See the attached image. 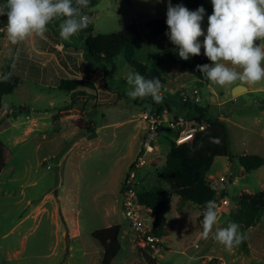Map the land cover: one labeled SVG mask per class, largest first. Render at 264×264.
I'll return each mask as SVG.
<instances>
[{
    "label": "rangeland",
    "instance_id": "rangeland-1",
    "mask_svg": "<svg viewBox=\"0 0 264 264\" xmlns=\"http://www.w3.org/2000/svg\"><path fill=\"white\" fill-rule=\"evenodd\" d=\"M127 1H101L89 24L93 34L119 33L131 25L144 33L147 21L167 20L168 0H130L131 5ZM171 2L182 3L190 10L198 8L195 0ZM202 2L211 15V0ZM106 6L109 10L104 9ZM207 25L205 16V30ZM164 40H144L130 58L125 49L116 58L115 68L106 61H91L99 72L94 77L85 76V71L91 70L83 59L90 60L84 41L74 35L65 43L76 52V68L71 60L69 64L85 83L83 89L75 92V99L71 92L48 89L27 79H22L14 92L3 98L0 141L6 145L7 166L0 176V264H101L103 247L92 233L114 225L122 226V248L112 264H264V216L250 229L238 220L242 201L258 203L264 199V164L246 173L239 162L244 156L264 159V90L233 96V89L239 85L229 92L231 85L220 86L210 81L206 84L182 73L179 65L163 55L165 45L174 46L167 35ZM203 51L202 48L201 55ZM59 61L65 66L67 56L59 57ZM135 65L145 66L147 74L158 71L161 91L172 113L193 117L198 105L208 116L226 124L232 158H216L207 179L218 190L217 227L236 222L243 234L242 243L231 251L216 241L212 233L203 235V212L173 194L153 170L155 165L164 163L170 152L168 144L173 135L169 129L146 155L150 165L141 175L140 191H150L157 185L164 187L170 197L165 214L168 235L162 238L160 248L153 251L146 246L125 218L122 185L147 134V126L139 116L154 105L151 96L127 95L131 88L127 76L136 73ZM237 83L264 88V80L237 81L232 85ZM187 89L199 91V104L183 105L180 94ZM14 110L18 112L17 118ZM222 177L227 180L221 182ZM142 216L152 228L150 211H142Z\"/></svg>",
    "mask_w": 264,
    "mask_h": 264
},
{
    "label": "clouds",
    "instance_id": "clouds-1",
    "mask_svg": "<svg viewBox=\"0 0 264 264\" xmlns=\"http://www.w3.org/2000/svg\"><path fill=\"white\" fill-rule=\"evenodd\" d=\"M91 0H0V16L6 15V37L17 44L32 35L44 38L49 24H56L60 36L69 40L85 32L89 18L84 9ZM163 2V0H160ZM213 12L208 15L204 6L190 10L184 4L173 5L168 0L166 35L184 60L201 54L211 63L197 69L213 84L232 85L237 81L256 83L264 80V0H211ZM207 16V29L203 22ZM63 18V19H62ZM203 37V40L200 39ZM11 73L0 75L8 80ZM127 82L131 98L151 96L162 99L163 87L158 77L146 78L130 73ZM220 214L215 200L206 202L203 213V235L213 238L231 251L243 240L240 226L228 222L217 227ZM215 231L213 232V229Z\"/></svg>",
    "mask_w": 264,
    "mask_h": 264
},
{
    "label": "trees",
    "instance_id": "trees-1",
    "mask_svg": "<svg viewBox=\"0 0 264 264\" xmlns=\"http://www.w3.org/2000/svg\"><path fill=\"white\" fill-rule=\"evenodd\" d=\"M100 1L91 0L87 9L95 7ZM196 7L203 5L202 0H195ZM85 14H88L85 12ZM91 14V12H90ZM92 15V14H91ZM168 30V25L165 19L153 18L146 22L145 31L142 33L136 25H131L119 33L108 35H92L90 25L87 26L84 40L87 58L90 61L100 62L106 61L115 68V60L126 49L128 58L137 45L141 42H153L161 39L164 42L165 33ZM68 47L69 44L65 43ZM163 47V55L170 59L173 63L179 65L182 73H189L195 76L198 80L208 84L209 80L197 69V65L211 63L208 57L203 55L193 56L189 60L180 58L177 54L178 50ZM136 66V72L146 78L158 77L157 70L147 74L145 66ZM11 73L10 69L3 71V74ZM83 80H62L59 85V90L68 93L77 90L84 86ZM18 86V79L11 73L8 80H0V114L2 111V100L6 95L12 94ZM169 106V104L167 103ZM190 105H186L189 107ZM195 113L200 114L208 120L210 128L196 136L189 144L175 147L171 145L170 152L167 155L164 163L155 165L153 170L157 177L163 183H166L172 190L173 194L178 195L183 201L197 206L203 213L206 202L215 200L218 194L217 188L207 179V174L210 171L213 162L219 157H230L229 153V134L226 124L219 119H213L208 116L203 107L195 106ZM18 112L13 111L15 117H18ZM21 113V112H19ZM1 122V121H0ZM240 164L245 169L246 173L260 168L264 164V159L257 156H244L239 159ZM7 166V149L6 145L0 141V176ZM157 186V185H156ZM152 186L151 190L140 191L137 200L142 206H146L150 210V214L154 220L153 233L158 237L167 236L166 226L167 217L165 216L169 205L170 197L167 195L164 187ZM145 185H143V188ZM224 195V192H223ZM226 195V194H225ZM238 220L246 229L257 226L264 216V199L257 202L242 201L239 207ZM203 220V214L200 216ZM122 231L121 225H114L104 229L95 230L92 233L93 238L98 241L103 247V260L101 264H112L115 258L121 251L120 235ZM152 263H155L152 260ZM211 264V262H210Z\"/></svg>",
    "mask_w": 264,
    "mask_h": 264
},
{
    "label": "built area",
    "instance_id": "built-area-1",
    "mask_svg": "<svg viewBox=\"0 0 264 264\" xmlns=\"http://www.w3.org/2000/svg\"><path fill=\"white\" fill-rule=\"evenodd\" d=\"M84 12L88 13L86 15L89 18V25L92 21L91 9L85 8ZM7 21L8 17L6 15L0 16V35L6 31ZM160 94L162 99L160 101L154 100L152 109L142 111L139 116L140 120L147 126V134L142 151L138 155L137 160L129 167L121 192L125 218L130 222L137 236L153 251L160 248L162 238L156 236L153 233V229L145 223L147 221L143 218L142 211L149 209H145L137 200L140 189H142L143 179L141 175L144 172V168L150 165V161L146 159V155L155 148L154 143L157 141V138L159 139L160 136H163L167 132V129L173 135V139L168 144L170 148L171 145L179 147L189 144L196 136L206 132L210 128L208 120L200 114L195 113L193 117H186L180 113H172L170 107L167 105L168 101L164 93L161 91ZM180 95L182 103L185 106L200 103L198 90H183ZM160 133L163 134L159 135ZM226 180L227 177L220 179L221 182Z\"/></svg>",
    "mask_w": 264,
    "mask_h": 264
},
{
    "label": "crops",
    "instance_id": "crops-1",
    "mask_svg": "<svg viewBox=\"0 0 264 264\" xmlns=\"http://www.w3.org/2000/svg\"><path fill=\"white\" fill-rule=\"evenodd\" d=\"M107 1H111V0H103V2H107ZM115 1L117 4V0ZM129 2L130 0L126 2L127 5L132 4V3L130 4ZM99 3L91 10L92 21L96 14L95 10L100 5ZM110 6L111 4H109V7ZM109 7L106 6L104 7V9L109 10ZM91 34L96 36L95 34H93V31L91 32ZM86 37L87 35L85 34V39ZM66 56L68 61L67 63H65L66 66L65 67L62 66V64L60 63L59 57L65 59ZM75 56H76V52L74 51V48L70 46L69 47L66 46L65 39H63L60 36L59 32L57 31V28L54 27L53 24L48 25V31L45 34L44 38L38 37L36 35H32L29 38L17 44H12L7 39L6 31L0 35V69H1L0 75H2L4 70L10 69L11 73L18 79V86L22 82V79L23 80L27 79L31 82L42 84L46 86L48 89H56V88L59 89V85L62 82V80H83L84 79L83 76H77L76 69H74L76 68L74 66L75 62L73 63ZM69 60L72 61L71 65L74 68L69 64ZM83 60L84 62H86L87 67L91 70L90 72L86 70L85 76L92 74L94 77H98L99 72H97V70H95V67L90 64L91 61H87L86 57ZM71 75L73 77H70ZM240 84L241 83H237L236 85H231V87L229 88V92L232 91L233 87ZM243 86L247 88L246 92L253 91L256 93H260L263 92L264 90V88H262L261 86L260 87L257 86L255 88L252 86V84H245ZM81 89H83V86L71 92L72 99H75L76 97L75 92L80 91ZM187 90H191V89H187ZM74 107H76V104H74ZM163 184L167 185L166 183ZM214 257L217 258V256ZM203 259H205L204 256H202V260ZM218 259L222 260V258H218ZM222 264H225V262H223Z\"/></svg>",
    "mask_w": 264,
    "mask_h": 264
},
{
    "label": "water",
    "instance_id": "water-1",
    "mask_svg": "<svg viewBox=\"0 0 264 264\" xmlns=\"http://www.w3.org/2000/svg\"><path fill=\"white\" fill-rule=\"evenodd\" d=\"M59 23H60V21H56V24H57V25H58ZM56 24L53 23V26L57 28ZM86 29H87V28H86ZM57 31L59 32L58 29H57ZM85 32H86V30H85ZM85 32L82 33L81 35H77L78 38H79L81 41H84V40H85ZM246 90H247V88H246L245 86H241V85H239V86H237V87H235V88L233 89V91H232V95H233V96H238V95H240V94L246 92ZM213 101H214V99H213Z\"/></svg>",
    "mask_w": 264,
    "mask_h": 264
}]
</instances>
